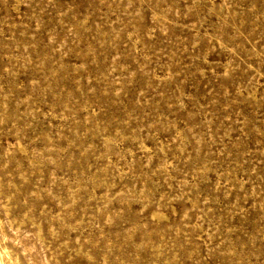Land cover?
<instances>
[{
  "label": "rangeland",
  "instance_id": "1",
  "mask_svg": "<svg viewBox=\"0 0 264 264\" xmlns=\"http://www.w3.org/2000/svg\"><path fill=\"white\" fill-rule=\"evenodd\" d=\"M109 263L264 264V0H0V264Z\"/></svg>",
  "mask_w": 264,
  "mask_h": 264
},
{
  "label": "bare ground",
  "instance_id": "2",
  "mask_svg": "<svg viewBox=\"0 0 264 264\" xmlns=\"http://www.w3.org/2000/svg\"><path fill=\"white\" fill-rule=\"evenodd\" d=\"M110 244V243H109ZM106 251V250H105ZM112 261V260H111ZM114 262V261H113ZM110 264V263H109ZM114 264V263H113Z\"/></svg>",
  "mask_w": 264,
  "mask_h": 264
}]
</instances>
